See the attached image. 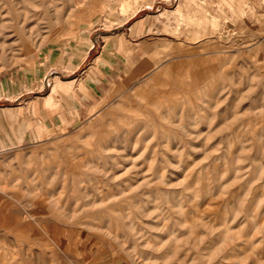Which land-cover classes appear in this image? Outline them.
<instances>
[{"label": "rangeland", "instance_id": "374dc122", "mask_svg": "<svg viewBox=\"0 0 264 264\" xmlns=\"http://www.w3.org/2000/svg\"><path fill=\"white\" fill-rule=\"evenodd\" d=\"M0 264H264V0H0Z\"/></svg>", "mask_w": 264, "mask_h": 264}, {"label": "crops", "instance_id": "0c3cea01", "mask_svg": "<svg viewBox=\"0 0 264 264\" xmlns=\"http://www.w3.org/2000/svg\"><path fill=\"white\" fill-rule=\"evenodd\" d=\"M149 29V31L152 30V28ZM131 30L132 28H129L128 31ZM94 47L95 46L90 47L87 54H89L94 49ZM102 48H107V44L105 43L104 45H102ZM106 51H108V57H110L109 62L105 63L106 65L104 64V66L100 65L96 67L94 72H92L91 70L83 71L79 78V80L85 79V89L83 91L84 93L82 95V98L78 100V102L80 103L79 110L81 111V116L85 114L86 109L89 110L97 102H101L104 99L106 101L107 97L112 95L116 88L121 87L130 78L129 69L127 68V62L121 55H119V50L114 47L112 51L111 49H105V52ZM103 55L107 54L103 53L100 55V57H102ZM77 61L78 58H76L75 63L77 65L76 69L78 70L82 66L83 62L80 61V64H77ZM104 62L107 61L104 59ZM87 103L91 104L90 107L86 106Z\"/></svg>", "mask_w": 264, "mask_h": 264}]
</instances>
